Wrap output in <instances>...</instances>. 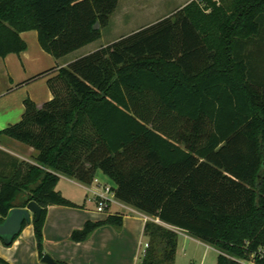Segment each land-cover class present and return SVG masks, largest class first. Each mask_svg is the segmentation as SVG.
Segmentation results:
<instances>
[{
    "label": "trees",
    "instance_id": "1",
    "mask_svg": "<svg viewBox=\"0 0 264 264\" xmlns=\"http://www.w3.org/2000/svg\"><path fill=\"white\" fill-rule=\"evenodd\" d=\"M119 1L0 0V57L26 50L22 32L37 30L60 59L100 39ZM232 2L192 0L58 64L53 99H25L22 120L0 130L38 152L24 162L0 148V224L37 201L43 257L48 207L77 206L57 189L61 177L92 184L102 170L116 198L148 216L137 264H175L182 231L218 250L217 264H264V0ZM123 217L88 220L71 239L121 228ZM19 234L0 239L10 246Z\"/></svg>",
    "mask_w": 264,
    "mask_h": 264
},
{
    "label": "crops",
    "instance_id": "2",
    "mask_svg": "<svg viewBox=\"0 0 264 264\" xmlns=\"http://www.w3.org/2000/svg\"><path fill=\"white\" fill-rule=\"evenodd\" d=\"M160 1L156 9L150 7L141 17L139 15L135 17L139 19L133 23L145 22L138 28L131 29L130 32L117 39H111L112 35L107 38L105 30L108 28H106L100 39L60 59H56L42 48L37 30L22 32L21 35L27 43L26 50L0 57V130L22 120L26 111L25 99L30 97L39 107L53 99L48 79L57 74L58 64L67 65L102 46L109 45L122 37L170 17L192 0ZM179 5L181 6L176 9ZM145 17L148 18L147 21ZM75 53L76 56L72 57ZM46 71L50 72L49 75L34 78ZM0 148L17 155L12 148L6 147L1 142ZM95 179L92 184H85L73 178L61 177L57 189L77 206L50 205L48 207L44 225L45 253L62 264H137L145 251L144 228L147 219L143 213L117 198L106 210L98 211L96 193L103 185L116 187V183L102 170L97 171ZM76 186L82 188L78 193L72 192L77 188ZM109 214L124 215L121 228L103 225L84 241L71 239L72 232L75 229H82L88 220H105ZM180 233L179 248L183 249L185 254L193 246H206L205 254L213 248L185 231ZM0 256L11 264H48L43 261V257H40L33 220L22 229L12 245L6 246L0 240Z\"/></svg>",
    "mask_w": 264,
    "mask_h": 264
},
{
    "label": "rangeland",
    "instance_id": "3",
    "mask_svg": "<svg viewBox=\"0 0 264 264\" xmlns=\"http://www.w3.org/2000/svg\"><path fill=\"white\" fill-rule=\"evenodd\" d=\"M215 1H217L219 5L221 4L224 5L228 10H232L233 8L232 0H215ZM160 3H161L160 0H120L116 11L112 15L111 23L109 24L108 27H106L108 28L107 30H105L106 37L109 38L110 35H112L111 39H117L120 36L130 32L131 29L138 28L140 25L144 24L145 22L142 21L141 23L135 24L133 22L139 19V18L135 19V17H138V15L141 17V15L145 14V12L150 7L151 8L154 7L153 9H156V6L160 5ZM162 6H164V4ZM180 6L181 5L176 7V9L179 8ZM147 20L148 18L146 19V21ZM75 56L76 53L72 54V57ZM0 142L1 144H4L6 147L12 148L17 153V155L15 156L19 157V159L24 162L26 161L33 162L36 155L38 154L37 150L34 149L33 147L22 142L21 143L15 142L12 138L5 135L0 137ZM76 187L77 188H75V190L71 189L72 192L78 193L80 192L79 189L82 190V188L78 186ZM143 246L144 248H146L147 244L144 243ZM205 248L206 246H197V247L193 246L190 247L189 250H187L188 252L187 254H185V251L183 249L179 248V252L177 254L175 264H217V259L219 254L218 250H216L213 247L210 248L205 254ZM248 264H255V263L249 261Z\"/></svg>",
    "mask_w": 264,
    "mask_h": 264
},
{
    "label": "water",
    "instance_id": "4",
    "mask_svg": "<svg viewBox=\"0 0 264 264\" xmlns=\"http://www.w3.org/2000/svg\"><path fill=\"white\" fill-rule=\"evenodd\" d=\"M33 214V216H32ZM42 214L41 205L35 201H30L26 207H15L5 221L0 224V236L14 235L20 233L23 229V223L26 221L30 223L32 220L37 221L40 219ZM43 261L48 264H62L56 261L51 255L45 254Z\"/></svg>",
    "mask_w": 264,
    "mask_h": 264
},
{
    "label": "built area",
    "instance_id": "5",
    "mask_svg": "<svg viewBox=\"0 0 264 264\" xmlns=\"http://www.w3.org/2000/svg\"><path fill=\"white\" fill-rule=\"evenodd\" d=\"M96 200H97L98 211L106 210L109 207V205L116 200L114 187L106 184L103 185L101 187V190L96 193ZM145 217L146 219H148V216L145 215ZM260 254L264 255V250L261 249Z\"/></svg>",
    "mask_w": 264,
    "mask_h": 264
},
{
    "label": "flooded vegetation",
    "instance_id": "6",
    "mask_svg": "<svg viewBox=\"0 0 264 264\" xmlns=\"http://www.w3.org/2000/svg\"><path fill=\"white\" fill-rule=\"evenodd\" d=\"M1 240V239H0Z\"/></svg>",
    "mask_w": 264,
    "mask_h": 264
}]
</instances>
